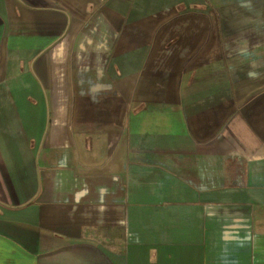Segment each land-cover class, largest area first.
<instances>
[{"label": "crops", "instance_id": "obj_1", "mask_svg": "<svg viewBox=\"0 0 264 264\" xmlns=\"http://www.w3.org/2000/svg\"><path fill=\"white\" fill-rule=\"evenodd\" d=\"M0 264H264V0H0Z\"/></svg>", "mask_w": 264, "mask_h": 264}, {"label": "rangeland", "instance_id": "obj_2", "mask_svg": "<svg viewBox=\"0 0 264 264\" xmlns=\"http://www.w3.org/2000/svg\"><path fill=\"white\" fill-rule=\"evenodd\" d=\"M96 236H97V234H96Z\"/></svg>", "mask_w": 264, "mask_h": 264}]
</instances>
